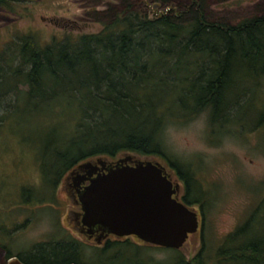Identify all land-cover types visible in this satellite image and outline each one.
I'll use <instances>...</instances> for the list:
<instances>
[{
	"label": "trees",
	"instance_id": "obj_1",
	"mask_svg": "<svg viewBox=\"0 0 264 264\" xmlns=\"http://www.w3.org/2000/svg\"><path fill=\"white\" fill-rule=\"evenodd\" d=\"M4 1L0 0V5ZM115 1L116 5L108 4L102 11L93 12L101 21L97 31L76 38L65 35L59 42L43 47L24 38L20 45L19 62L28 69L13 72L12 83L25 87L18 92L31 101L52 99L60 92L73 99L72 133L61 141L67 150L55 153L58 168H50L53 170L48 175L42 173V178H49L53 187L76 163L97 156L113 159L119 152L139 158L158 156L187 182L180 172L179 159L171 157L163 145L165 125L189 119L204 110L211 125L220 118H229L223 113L232 101L237 99V110L251 94L261 96L257 93L259 80L264 78V11L232 25L208 20L204 0H187L185 5L176 6L165 4L167 0ZM153 3L156 6L149 10V4ZM243 68L248 74H238ZM2 69L0 66V74ZM236 80L250 82L252 86L237 88ZM164 93L170 99L173 97L171 102H151L162 98ZM233 116L241 130L245 120L237 118L236 113ZM261 126L264 127V110L260 109L251 129ZM24 191L22 188V195ZM187 196L184 203L195 202ZM261 199L217 246L218 260L263 264L264 259L260 262L253 256L262 248L264 236L253 241L249 237L252 227L264 220ZM243 235L245 242L230 245L231 240ZM140 242L145 249L149 248L146 245L149 243ZM53 244L54 247L40 246L24 256L14 255L29 264H104L102 257L107 252L122 255L119 247H139L129 243L111 244L105 249L97 247L94 258L86 261L81 258L77 242L60 240ZM10 256L6 251L4 258ZM118 258L119 255L115 259ZM173 258L170 264H200L198 257ZM115 259L108 261L115 263Z\"/></svg>",
	"mask_w": 264,
	"mask_h": 264
},
{
	"label": "rangeland",
	"instance_id": "obj_2",
	"mask_svg": "<svg viewBox=\"0 0 264 264\" xmlns=\"http://www.w3.org/2000/svg\"><path fill=\"white\" fill-rule=\"evenodd\" d=\"M186 2L167 0L165 4L176 6ZM114 3L116 5L115 0H10L5 4L9 7L8 13L0 10V15H7L6 19L0 17V66L3 68L0 87L6 86L0 88V264H5L6 251L24 256L60 240L77 242L83 260L94 258L97 251L94 243L73 231L72 222L65 214L71 202L60 181L71 167L54 187L49 178H42L43 172L48 175L53 170L50 168L60 166L55 163V153L67 150L61 141L72 133L73 99L60 92L52 99L31 101L18 92L24 91L25 87L12 81L14 71L23 73L28 69L25 63L19 62L24 38L43 47L59 42L65 35L76 38L97 31L101 21L95 13H86V10L93 6L102 11ZM202 4L208 20L232 25L264 11V0H204ZM151 5L156 6L155 3ZM40 15H62L74 19L76 24L49 25L40 21ZM53 35L55 39L51 40ZM240 73L248 74V70L243 68L238 71ZM229 83L231 85V80ZM234 85L237 88L252 86L245 81H237ZM258 88L257 94L261 96L251 94L240 103L239 109L236 110L237 99L228 104L223 113L228 119L220 118L210 125L204 110L189 119L169 122L163 129L165 150L171 157L179 159L180 172L187 178V199L195 201L189 206L198 209L199 231L189 234L178 249L152 244H146L149 248L145 249L146 246L139 242L136 248L119 247L123 254L114 260L115 263L108 261L112 253H105L102 263L145 264L149 261L170 264L174 256L180 255L184 260L198 257L200 264H245L218 260L216 250L228 233L259 205L257 202L261 198L264 208V127L251 129L258 111L264 110V78L259 80ZM229 92L230 96L231 89ZM169 97L164 93L162 98L157 97L151 102H171L173 97ZM234 113L245 120L241 130L235 125ZM153 160L160 162L171 177H180L166 160L158 156ZM22 188L25 190L23 195ZM262 214L264 217V209ZM260 235L264 236V220L252 227L249 237L251 241L259 240ZM241 242H245L244 235L231 240L230 245ZM259 249L252 256L261 262L264 249Z\"/></svg>",
	"mask_w": 264,
	"mask_h": 264
},
{
	"label": "water",
	"instance_id": "obj_3",
	"mask_svg": "<svg viewBox=\"0 0 264 264\" xmlns=\"http://www.w3.org/2000/svg\"><path fill=\"white\" fill-rule=\"evenodd\" d=\"M105 163V157L97 156L68 173L76 174L75 185L88 181L76 192L86 232L97 233L98 238L134 235L143 242L173 249L196 232L199 219L195 209L173 196L175 185L160 162L121 153ZM98 166L101 173L91 176ZM5 264L29 263L11 256Z\"/></svg>",
	"mask_w": 264,
	"mask_h": 264
},
{
	"label": "flooded vegetation",
	"instance_id": "obj_4",
	"mask_svg": "<svg viewBox=\"0 0 264 264\" xmlns=\"http://www.w3.org/2000/svg\"><path fill=\"white\" fill-rule=\"evenodd\" d=\"M97 1H100V0H97ZM144 1H146V0H144ZM9 2H10V0H5L3 2L4 4L0 5V10H2L4 12V14H6V12L8 13V11H9V7H6V5H5L6 3H9ZM153 8H154V6L149 4L148 9L151 10ZM97 10L98 9H96L93 6H91V7H89V10H86L87 11L86 13H93L94 11H97ZM0 17L2 19H6L4 17H7V15H0ZM39 19H40V21L45 22V23H47L49 25H51V24L52 25H58L60 23H62V24L63 23H67L68 25L76 24V21L74 19H70V18H68L66 16H62V15H52V17H47V16H44V15H40ZM51 38H52L51 40H54L55 39V35L51 36ZM111 160H114V159H106L105 165H107L108 162H111ZM81 162H83V161H80V162L76 163L75 165H73L68 170L67 174L60 181L62 190L65 192L64 194L68 197V199L71 202L70 209H67L65 214H66V217L68 218V220L72 222V230L77 232L80 236L84 237L87 241L94 243V247H96V248L100 247V248L105 249L107 246H109L111 244L114 246L117 243L118 244L119 243H122V244L129 243V244L135 246L141 240L136 238L134 235L116 236V235H113V234H105L103 237L98 238L97 233L86 232V227L81 225L80 206H79V203H78V198H77V193L76 192L78 190H81L82 187L85 184L88 183V181L84 180L82 182H79L77 185H75L74 182L76 181V178H77L76 174L74 173L71 176L68 175L69 171L74 169L75 166L77 164L81 163ZM98 167L99 168L95 169V173H92L91 176H94L96 173H101L100 166H98ZM77 172L79 174H82V171H78L77 170ZM175 173L176 174L178 173L177 170H175ZM168 174H169V176L171 178L172 185H175V192H174L173 196L177 200H179L180 202L185 204L186 206L191 207L187 203L183 202L184 199H185V196L187 194V183H186V180L184 178H182V177H171L170 172H168ZM197 210L198 209L196 208L195 211H196L197 216H198V211ZM198 219L200 220L199 216H198ZM197 231H199V225L197 227L196 232ZM96 240H98V242ZM144 243H146V242H144ZM260 244L262 245V249H264L263 240H261ZM155 246H157V245H155ZM114 251H116V250H114ZM118 255L121 256L118 252L117 253L114 252L113 256H111V258H109V259L113 260V258L115 259ZM12 256H15V255H12ZM263 264H264V262H263Z\"/></svg>",
	"mask_w": 264,
	"mask_h": 264
}]
</instances>
